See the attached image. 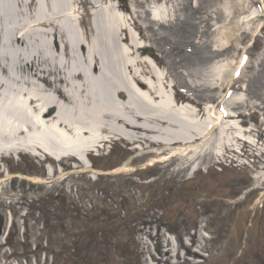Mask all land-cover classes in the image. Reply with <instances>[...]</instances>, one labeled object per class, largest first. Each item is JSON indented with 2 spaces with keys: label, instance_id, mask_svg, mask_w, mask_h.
<instances>
[{
  "label": "bare ground",
  "instance_id": "bare-ground-1",
  "mask_svg": "<svg viewBox=\"0 0 264 264\" xmlns=\"http://www.w3.org/2000/svg\"><path fill=\"white\" fill-rule=\"evenodd\" d=\"M213 2L205 14L187 0H0V159L24 151L90 171L91 151L116 141L135 150L148 144L154 150L141 154L159 155L148 166L169 159L177 164L170 176L186 181L209 157L253 150L255 130L236 113L246 99L221 95L214 104L210 92L222 86L215 81L227 66L212 60L236 49L260 12L241 19L249 0ZM220 21V48L199 50L210 43L195 42L193 32L200 25L211 32ZM187 43L195 50L182 51ZM260 169L253 191L264 184ZM169 238L163 251L174 263L176 241Z\"/></svg>",
  "mask_w": 264,
  "mask_h": 264
},
{
  "label": "rangeland",
  "instance_id": "rangeland-1",
  "mask_svg": "<svg viewBox=\"0 0 264 264\" xmlns=\"http://www.w3.org/2000/svg\"><path fill=\"white\" fill-rule=\"evenodd\" d=\"M120 1L129 4L130 0ZM249 1L238 18L242 19L253 9L260 10L257 0ZM187 2L191 8H203L205 14L217 5L213 0ZM199 12L194 16L199 17ZM180 18L183 20V16ZM222 24V21L216 23L211 32L205 34L201 25L193 32L195 35L191 37L195 42L210 43L209 49L199 50L214 53L220 48ZM261 25H264V16L248 25L247 37L239 41L236 49L216 54L212 62L222 68L227 66L225 72L220 73L221 80L215 81L216 86L221 83L222 86L210 94L214 96V103L229 92L246 99L244 110L250 115L246 116L244 124L254 126L258 131L255 138L264 141V28L259 31ZM182 30H186L184 26ZM169 34L171 38L178 35ZM193 49L187 43L182 51L190 53ZM153 51L160 54L155 48ZM245 51L248 55L242 64L248 62L247 67L241 69L243 65L239 64L232 75V68L238 65L239 56ZM187 79L192 85L196 83L190 77ZM201 82L207 84L204 76ZM226 100L229 99H223ZM201 101L206 104L204 99ZM251 104L260 106L258 113L251 114L253 108L247 106ZM131 147L122 141L112 142L99 151V155L89 156L100 175L82 170L74 162L57 164L25 152L2 158L0 264L4 261L49 264L51 260L52 264H121L124 260L143 264L144 254L151 256L153 264H167L173 257L163 251L164 243L168 242H165L166 232L176 237L178 250H184L180 240L192 237V249L180 250L175 255L187 257L183 264H264V184L251 190L254 177L264 166V147L263 153L260 148L252 151L245 147L244 156L225 152L236 159L231 163L227 160L226 166H214L221 158L209 157L199 165L194 177L186 181L170 176L176 163L158 162L148 166L150 158L159 155L141 153L153 151L154 147L144 144L141 146L144 149L132 148V151ZM47 165L52 168V175L48 174ZM58 165L64 169H59ZM243 184L246 187L238 193V187ZM201 233L207 235L208 241L201 242ZM196 235L200 238L196 239ZM72 237L77 241L78 253L69 246ZM142 240L146 248L142 247ZM157 240L162 243L160 249ZM155 249L159 254L153 255Z\"/></svg>",
  "mask_w": 264,
  "mask_h": 264
}]
</instances>
